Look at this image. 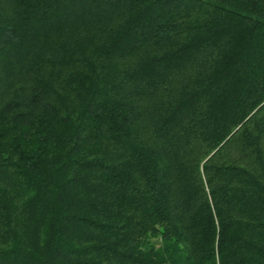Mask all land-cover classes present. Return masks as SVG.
I'll list each match as a JSON object with an SVG mask.
<instances>
[{
  "label": "trees",
  "instance_id": "16d2710c",
  "mask_svg": "<svg viewBox=\"0 0 264 264\" xmlns=\"http://www.w3.org/2000/svg\"><path fill=\"white\" fill-rule=\"evenodd\" d=\"M0 264H264V0H0Z\"/></svg>",
  "mask_w": 264,
  "mask_h": 264
}]
</instances>
